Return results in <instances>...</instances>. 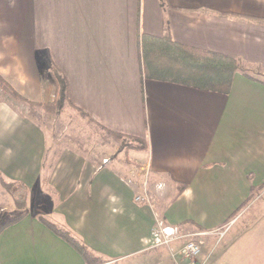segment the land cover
I'll return each mask as SVG.
<instances>
[{
    "label": "crops",
    "instance_id": "obj_1",
    "mask_svg": "<svg viewBox=\"0 0 264 264\" xmlns=\"http://www.w3.org/2000/svg\"><path fill=\"white\" fill-rule=\"evenodd\" d=\"M167 31L264 75V0H0L1 77L42 103L57 71L73 107L143 147L128 163L54 159L39 126L0 102V213L15 202L1 181L27 189L0 227V264H186L181 235L152 247L159 224L206 238L247 214L264 185V78L237 74L227 95L148 79L142 38ZM242 225L222 264H264V222Z\"/></svg>",
    "mask_w": 264,
    "mask_h": 264
},
{
    "label": "trees",
    "instance_id": "obj_2",
    "mask_svg": "<svg viewBox=\"0 0 264 264\" xmlns=\"http://www.w3.org/2000/svg\"><path fill=\"white\" fill-rule=\"evenodd\" d=\"M141 48L144 74L148 79L170 82L225 95L230 92L233 80L237 74L254 79L253 74L258 72L256 70H259L238 58L178 44L173 40L169 31L161 38L143 37ZM51 77L56 85L58 94V98L52 103H39L25 98L6 82L1 75L0 87L14 99L26 104L30 111L29 118L37 124L38 122L36 120L40 116V111L52 114L55 110H61L66 102L72 106L69 101L68 83L66 79L57 71H52ZM73 108L76 109L75 107ZM77 111L80 115L89 119L83 112ZM98 128L101 137L106 142L112 139L130 141L125 136L109 132L99 126ZM132 141L137 144L133 149H143L140 144L141 142L137 140ZM1 185L13 194L17 208L24 209L26 205V194L17 196L16 194L18 192L12 190V187H14L13 184L1 181ZM23 189L27 193V190L25 188ZM46 224L58 236L71 244L87 262L90 261L91 254L89 251L81 246L73 237L51 223ZM95 262H97L96 264H103L98 263V261Z\"/></svg>",
    "mask_w": 264,
    "mask_h": 264
},
{
    "label": "rangeland",
    "instance_id": "obj_3",
    "mask_svg": "<svg viewBox=\"0 0 264 264\" xmlns=\"http://www.w3.org/2000/svg\"><path fill=\"white\" fill-rule=\"evenodd\" d=\"M256 71L258 72H255L253 74L254 76H259L261 78L263 76L264 78V75L260 70ZM57 98L58 94L56 91L54 98L51 97L49 101H44L42 103H52ZM0 102L6 103L9 108L16 111L23 118L31 120L29 118L30 111L28 106L11 97L1 87ZM39 114L40 116L36 120L38 122L37 125L44 132L50 146L49 152L52 154L54 159L59 158L60 155L67 152H73L94 165H97V162H104L105 160L108 162L118 161L128 163L133 147L137 145L136 143L127 140L118 141L112 139L106 142L101 137L97 124L80 115L78 111L67 102L64 103L63 108L59 111L55 110L52 114L40 111ZM137 169L141 172V168ZM11 184L14 185L12 190L18 192V194H16L17 196L20 194H26L27 198V193L23 189L25 187L19 184ZM5 191L13 198L12 193L6 189ZM0 192H2L1 189ZM261 192L262 193L260 195L257 194L256 196L255 194V196L249 200L246 206L247 214L245 216L235 218L223 228L211 232V234L206 236V238H202V236H205L201 235L202 233L195 234L197 235L196 239L202 245V253L197 264H222L224 258L230 257L235 253L236 244L239 239L238 237L248 233L246 230L236 232L239 225L245 224L248 226L250 224L252 225L254 222H264V185ZM19 216L20 213L15 202L10 203V205L8 204L7 209L3 213H0V227L10 221H13L14 219H17ZM243 225L242 228H244ZM179 234L181 235V239H184V243L182 244L183 247L185 242L189 240L191 236L187 238V234L182 235L180 231ZM229 243H233L235 245L232 246L231 244L229 245ZM179 257L182 261L184 260L181 256ZM184 261L186 264H190L188 261Z\"/></svg>",
    "mask_w": 264,
    "mask_h": 264
},
{
    "label": "built area",
    "instance_id": "obj_4",
    "mask_svg": "<svg viewBox=\"0 0 264 264\" xmlns=\"http://www.w3.org/2000/svg\"><path fill=\"white\" fill-rule=\"evenodd\" d=\"M108 163L107 160L104 161V164ZM138 202H145L147 199L145 197H138ZM179 229L174 227L165 226L159 224L151 234L152 247L158 248L163 246L170 245L174 240L179 237ZM204 235V234H201ZM197 235L191 236L189 240L185 242L181 248L179 254L180 256L188 261L190 264H197L198 259L202 253V245L196 239Z\"/></svg>",
    "mask_w": 264,
    "mask_h": 264
}]
</instances>
